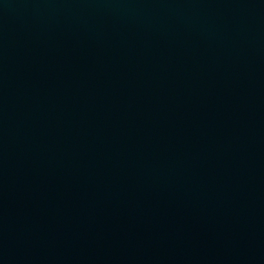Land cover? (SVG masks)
Listing matches in <instances>:
<instances>
[{"label":"water","instance_id":"obj_1","mask_svg":"<svg viewBox=\"0 0 264 264\" xmlns=\"http://www.w3.org/2000/svg\"><path fill=\"white\" fill-rule=\"evenodd\" d=\"M0 264H264V0H0Z\"/></svg>","mask_w":264,"mask_h":264}]
</instances>
